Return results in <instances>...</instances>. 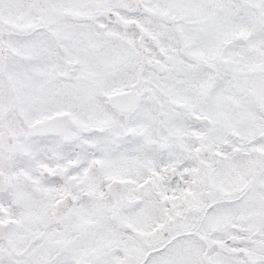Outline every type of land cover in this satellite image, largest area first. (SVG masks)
Segmentation results:
<instances>
[{
    "label": "snow or ice",
    "instance_id": "1",
    "mask_svg": "<svg viewBox=\"0 0 264 264\" xmlns=\"http://www.w3.org/2000/svg\"><path fill=\"white\" fill-rule=\"evenodd\" d=\"M0 264H264V0H0Z\"/></svg>",
    "mask_w": 264,
    "mask_h": 264
}]
</instances>
